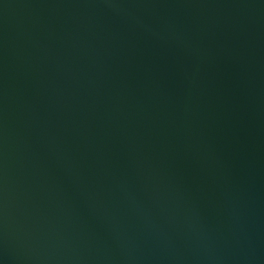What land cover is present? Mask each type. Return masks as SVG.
I'll list each match as a JSON object with an SVG mask.
<instances>
[{"label":"water","instance_id":"95a60500","mask_svg":"<svg viewBox=\"0 0 264 264\" xmlns=\"http://www.w3.org/2000/svg\"><path fill=\"white\" fill-rule=\"evenodd\" d=\"M0 264H264V0H0Z\"/></svg>","mask_w":264,"mask_h":264}]
</instances>
